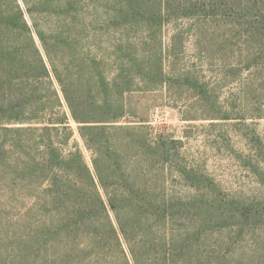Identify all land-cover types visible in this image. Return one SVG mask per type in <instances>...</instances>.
I'll return each instance as SVG.
<instances>
[{
    "label": "rangeland",
    "instance_id": "rangeland-1",
    "mask_svg": "<svg viewBox=\"0 0 264 264\" xmlns=\"http://www.w3.org/2000/svg\"><path fill=\"white\" fill-rule=\"evenodd\" d=\"M17 3L61 99L52 119L67 118L69 139L52 135L62 155L91 158L55 76L72 98L97 97L96 66L116 81V125L172 148L147 179L188 203L174 212L175 232H191L180 264H264V0ZM20 127L29 126L0 125V264H103L56 235L41 197L47 183L34 173L44 156L39 133Z\"/></svg>",
    "mask_w": 264,
    "mask_h": 264
},
{
    "label": "trees",
    "instance_id": "trees-1",
    "mask_svg": "<svg viewBox=\"0 0 264 264\" xmlns=\"http://www.w3.org/2000/svg\"><path fill=\"white\" fill-rule=\"evenodd\" d=\"M89 68L97 97L88 90L76 100L55 76L91 153L88 163L79 150L62 155L55 145L52 135H63L67 141L70 134L63 126L66 116L52 119L61 99L51 72L17 0H0V125H27L14 131L39 133L44 156L34 173L47 183L41 197L55 213L56 235L63 232L72 252L89 253L103 264L110 257L122 264H180L190 253L191 232H175L174 212L188 203L160 195L154 181L147 179L151 171L158 172L171 161L172 148L139 127L116 125L122 117L121 112L111 113L116 107L111 84L116 81L108 80L96 66ZM24 83H29L27 92L16 94L13 88Z\"/></svg>",
    "mask_w": 264,
    "mask_h": 264
}]
</instances>
